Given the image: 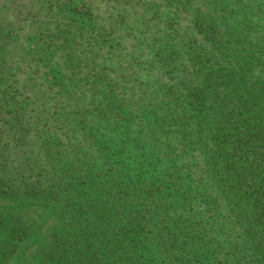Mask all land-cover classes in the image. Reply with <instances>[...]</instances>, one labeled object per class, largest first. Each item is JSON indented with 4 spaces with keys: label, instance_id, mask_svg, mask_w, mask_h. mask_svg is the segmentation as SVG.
<instances>
[{
    "label": "trees",
    "instance_id": "16d2710c",
    "mask_svg": "<svg viewBox=\"0 0 264 264\" xmlns=\"http://www.w3.org/2000/svg\"><path fill=\"white\" fill-rule=\"evenodd\" d=\"M0 264H264V0H0Z\"/></svg>",
    "mask_w": 264,
    "mask_h": 264
},
{
    "label": "rangeland",
    "instance_id": "374dc122",
    "mask_svg": "<svg viewBox=\"0 0 264 264\" xmlns=\"http://www.w3.org/2000/svg\"><path fill=\"white\" fill-rule=\"evenodd\" d=\"M3 200L0 199V204H2Z\"/></svg>",
    "mask_w": 264,
    "mask_h": 264
}]
</instances>
